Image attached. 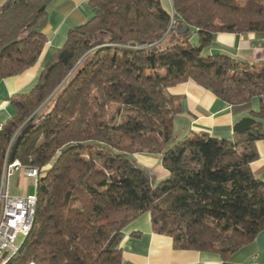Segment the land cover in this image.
Instances as JSON below:
<instances>
[{
	"label": "trees",
	"instance_id": "1",
	"mask_svg": "<svg viewBox=\"0 0 264 264\" xmlns=\"http://www.w3.org/2000/svg\"><path fill=\"white\" fill-rule=\"evenodd\" d=\"M53 1L3 0L0 79L39 60ZM170 2L173 17L161 0H88L91 18L68 31L27 95L9 99L0 176L10 148L38 178L31 229L5 264H121L122 230L145 213L174 249L224 262L264 231V185L250 169L264 63L203 54L217 33H264V0ZM188 81L231 107L256 99L255 125L233 141L174 142L181 98L167 90ZM138 154L159 156L168 178L154 187Z\"/></svg>",
	"mask_w": 264,
	"mask_h": 264
},
{
	"label": "crops",
	"instance_id": "2",
	"mask_svg": "<svg viewBox=\"0 0 264 264\" xmlns=\"http://www.w3.org/2000/svg\"><path fill=\"white\" fill-rule=\"evenodd\" d=\"M87 2L54 0L50 4L43 31L46 45L39 60L17 76L0 79V127L15 115L9 99L27 95L48 61L63 46L68 31L91 18L93 11ZM2 3L3 0H0V6ZM161 4L170 15V0H161ZM203 54L224 55L246 64L264 63V33H217ZM167 91L170 96L181 98L180 113L174 120V132L175 124H180L182 140L194 133H206L211 138L233 141L236 138L235 125L244 118L252 119L250 113L258 110L256 99L248 105L231 107L191 81L171 86ZM260 128L263 137L255 142L257 159L250 164V169L254 179L264 185V121L260 123ZM134 158L138 165L148 170L154 187L168 178L159 156L138 154ZM19 180L14 196L27 195L31 179L22 172ZM122 234L121 264H264V231L232 253L226 262L215 254L174 249L171 238L152 231L147 213L126 225Z\"/></svg>",
	"mask_w": 264,
	"mask_h": 264
},
{
	"label": "built area",
	"instance_id": "3",
	"mask_svg": "<svg viewBox=\"0 0 264 264\" xmlns=\"http://www.w3.org/2000/svg\"><path fill=\"white\" fill-rule=\"evenodd\" d=\"M20 169L26 178L34 181L38 178L37 169L23 168L18 161H11L6 190L0 192V262L16 248L23 223L29 220L31 203L36 201L35 195L12 196L9 193V180Z\"/></svg>",
	"mask_w": 264,
	"mask_h": 264
},
{
	"label": "bare ground",
	"instance_id": "4",
	"mask_svg": "<svg viewBox=\"0 0 264 264\" xmlns=\"http://www.w3.org/2000/svg\"><path fill=\"white\" fill-rule=\"evenodd\" d=\"M10 165H11V158H10V148H9L5 154L4 161H3V167H2V172L0 176V192H5L6 190L8 170H9ZM35 206H36V201H32L29 220L23 223V229L18 236V239L21 237L22 241L25 239V237L28 235L31 229L33 218H34ZM19 246L20 245L18 246L16 245V248L13 249L12 251H9L8 254L13 256L18 251ZM9 259L10 258L4 257V259L1 261L0 264H5Z\"/></svg>",
	"mask_w": 264,
	"mask_h": 264
},
{
	"label": "rangeland",
	"instance_id": "5",
	"mask_svg": "<svg viewBox=\"0 0 264 264\" xmlns=\"http://www.w3.org/2000/svg\"><path fill=\"white\" fill-rule=\"evenodd\" d=\"M171 4V2H170ZM169 4V5H170ZM172 6V5H171ZM170 16L173 17V9H171L170 7ZM189 44L191 46H194L196 44V37L193 36L192 39L189 41ZM175 132H174V142H177L178 140H182L183 136H181V127H180V124H175ZM22 174V169L18 170L15 172V175L9 180V189H10V194L12 196L16 195L17 194V189H18V186L20 184V180H19V175ZM27 195L29 196H33L35 195V181L34 180H29L28 182V187H27ZM22 243V238L20 237L17 242H16V245H21ZM11 258L12 255L10 254H7L5 256V258ZM1 263V262H0Z\"/></svg>",
	"mask_w": 264,
	"mask_h": 264
},
{
	"label": "water",
	"instance_id": "6",
	"mask_svg": "<svg viewBox=\"0 0 264 264\" xmlns=\"http://www.w3.org/2000/svg\"><path fill=\"white\" fill-rule=\"evenodd\" d=\"M183 31L184 30H182L181 32H183ZM254 125H255V121L253 119L244 118L235 125L234 130L236 133L242 134V133H245L246 131H248ZM18 143H19V138L14 145V150L16 149ZM11 161H12V159H11Z\"/></svg>",
	"mask_w": 264,
	"mask_h": 264
}]
</instances>
